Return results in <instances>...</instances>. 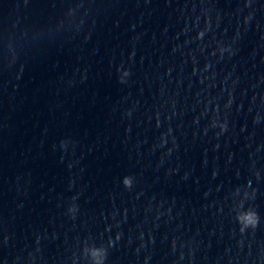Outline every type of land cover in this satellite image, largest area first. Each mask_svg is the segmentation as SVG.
Segmentation results:
<instances>
[{"label":"clouds","instance_id":"1","mask_svg":"<svg viewBox=\"0 0 264 264\" xmlns=\"http://www.w3.org/2000/svg\"><path fill=\"white\" fill-rule=\"evenodd\" d=\"M127 74H129V73L127 72ZM125 185L130 186V182L127 180V178L125 179Z\"/></svg>","mask_w":264,"mask_h":264}]
</instances>
